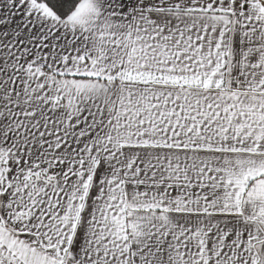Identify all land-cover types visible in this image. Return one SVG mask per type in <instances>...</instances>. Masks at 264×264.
Instances as JSON below:
<instances>
[{
  "label": "snow or ice",
  "instance_id": "snow-or-ice-1",
  "mask_svg": "<svg viewBox=\"0 0 264 264\" xmlns=\"http://www.w3.org/2000/svg\"><path fill=\"white\" fill-rule=\"evenodd\" d=\"M0 264H264V0H0Z\"/></svg>",
  "mask_w": 264,
  "mask_h": 264
}]
</instances>
